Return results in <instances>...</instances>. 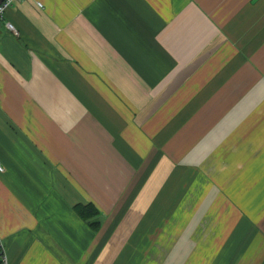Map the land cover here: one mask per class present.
Instances as JSON below:
<instances>
[{"label": "crops", "instance_id": "1", "mask_svg": "<svg viewBox=\"0 0 264 264\" xmlns=\"http://www.w3.org/2000/svg\"><path fill=\"white\" fill-rule=\"evenodd\" d=\"M0 168L5 264H264V0L12 4Z\"/></svg>", "mask_w": 264, "mask_h": 264}, {"label": "built area", "instance_id": "2", "mask_svg": "<svg viewBox=\"0 0 264 264\" xmlns=\"http://www.w3.org/2000/svg\"><path fill=\"white\" fill-rule=\"evenodd\" d=\"M18 1H20V0H3L2 3L0 4V19L3 17L4 11L8 7H10L12 4L17 3ZM7 27L10 30L15 32V30L12 28V26L9 23H7ZM5 263H6V261H5V255L3 252V246L0 242V264H5Z\"/></svg>", "mask_w": 264, "mask_h": 264}, {"label": "trees", "instance_id": "3", "mask_svg": "<svg viewBox=\"0 0 264 264\" xmlns=\"http://www.w3.org/2000/svg\"><path fill=\"white\" fill-rule=\"evenodd\" d=\"M79 208H81V217H83V218H85V219H87V218H89L90 217V215H89V213H84V211H82V209H84V208H88V209H90L91 210V212H92V214L94 215V214H96L97 212H96V210H95V208L92 206V205H90V204H88V205H84V206H78ZM98 223H95V225H97Z\"/></svg>", "mask_w": 264, "mask_h": 264}, {"label": "water", "instance_id": "4", "mask_svg": "<svg viewBox=\"0 0 264 264\" xmlns=\"http://www.w3.org/2000/svg\"><path fill=\"white\" fill-rule=\"evenodd\" d=\"M3 0H0V4L2 3Z\"/></svg>", "mask_w": 264, "mask_h": 264}]
</instances>
